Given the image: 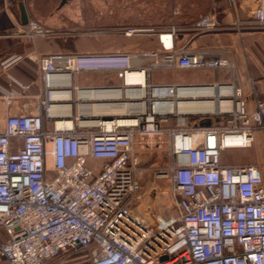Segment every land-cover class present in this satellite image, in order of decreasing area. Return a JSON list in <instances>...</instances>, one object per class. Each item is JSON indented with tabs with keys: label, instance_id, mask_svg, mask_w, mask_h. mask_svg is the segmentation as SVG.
<instances>
[{
	"label": "built area",
	"instance_id": "built-area-1",
	"mask_svg": "<svg viewBox=\"0 0 264 264\" xmlns=\"http://www.w3.org/2000/svg\"><path fill=\"white\" fill-rule=\"evenodd\" d=\"M262 8V21L250 25L236 21L232 29L264 27V2ZM17 28L21 36L52 35L37 20ZM185 28L196 33L225 29L210 15ZM179 30L171 26L158 31L160 48L151 51L38 58L46 117L52 116L55 81L73 73L115 70L129 97L138 103L146 87L127 84L130 74L228 66V51L175 47L173 37ZM153 32L125 28L116 33ZM218 87L225 89L219 100L230 104L229 109L213 113L223 118L222 123L189 129L188 114L176 112L179 126L166 131L170 165L163 177L170 181L177 215L158 218L154 224L132 211L141 191L137 147L149 146L153 138L161 140L164 133L158 120L166 122L170 115L164 103L189 100L178 97L180 90L208 87H151L152 99L149 106L142 101L143 111L125 119L98 120L94 128L85 130L61 124L44 132L40 114L8 117L0 133L3 264H49L62 253L78 249L87 251L91 264H264V165L220 161L224 150L250 148L257 131L264 142V93L255 97L254 111L249 113L240 88ZM88 159L103 162L97 173L87 165Z\"/></svg>",
	"mask_w": 264,
	"mask_h": 264
},
{
	"label": "crops",
	"instance_id": "crops-1",
	"mask_svg": "<svg viewBox=\"0 0 264 264\" xmlns=\"http://www.w3.org/2000/svg\"><path fill=\"white\" fill-rule=\"evenodd\" d=\"M80 1L0 0V133L4 131L6 119L11 116L40 114L44 132H50L61 124L77 130L84 127L85 130L94 128L98 120L132 117V113L138 112L140 103L144 102L149 106L152 99L151 87L157 86L217 88V95L208 97L216 101L222 98L218 86L231 84L241 89L247 101L248 112L254 111L255 97L264 93V27H247L238 32L231 26L236 21L248 25L262 21L264 0H179L173 2L167 16L162 18L169 22V28L170 25L188 27L201 17L210 15L224 25L225 29L196 33L180 27L173 37L175 47L228 51L225 55L228 66L204 70H153L144 73L141 75V84L146 89L138 103L129 97L123 79L117 76L115 70L73 73L67 79L55 81L50 102L54 113L51 118H47L41 106L44 84L36 62L38 58L47 55L156 50L160 48L157 32L169 29L167 26L159 28L155 25V28L151 27L156 29L153 33L131 36L112 32L69 31L77 22L75 8ZM30 20H37L52 35H19L17 27L26 25ZM153 23L160 24L158 18ZM166 71L174 74V80L165 81L158 76ZM208 98L197 97L193 100ZM258 132L255 135L260 134L262 138V134ZM45 148L49 152L51 143H46ZM51 163V157L48 156V166ZM102 164V161L87 160V165L95 173ZM4 239L5 234L0 227V243ZM0 264H3L1 258ZM49 264H91V261L87 251L78 249L62 253Z\"/></svg>",
	"mask_w": 264,
	"mask_h": 264
},
{
	"label": "rangeland",
	"instance_id": "rangeland-1",
	"mask_svg": "<svg viewBox=\"0 0 264 264\" xmlns=\"http://www.w3.org/2000/svg\"><path fill=\"white\" fill-rule=\"evenodd\" d=\"M175 1L179 0H81L75 8L77 22L69 31L116 33L125 28H151L155 25L159 28L168 27L169 22H165L162 18L167 16L170 6ZM156 18L160 24L153 23ZM173 26L186 27L185 25ZM153 30L156 31V29ZM158 76L165 81L175 78L170 71L163 72ZM207 100L211 101L209 98L199 101ZM223 121L221 116H216L213 113L188 114L185 125L189 129H195L200 123L203 126H209ZM158 126L164 133L161 140L153 138L152 141L150 140L149 146L141 148L139 144L137 147L139 158L137 176L141 191L139 198L132 204V211L148 224H154L157 217L167 220L177 215L170 181L163 177V173L168 170L170 165L169 137L166 131L179 126L176 112L168 115L166 122L158 120ZM146 140L149 141L145 138L144 141ZM220 161L223 164L264 165L263 139L260 134H254V143L250 148L224 150L221 152Z\"/></svg>",
	"mask_w": 264,
	"mask_h": 264
},
{
	"label": "bare ground",
	"instance_id": "bare-ground-1",
	"mask_svg": "<svg viewBox=\"0 0 264 264\" xmlns=\"http://www.w3.org/2000/svg\"><path fill=\"white\" fill-rule=\"evenodd\" d=\"M127 80L129 82H142V77L136 74H130L127 76ZM217 90V88H216ZM212 88H198V89H183L178 92V97L184 98L189 97V99H196L197 97H209L212 95H217V91ZM216 91V92H215ZM225 93V89L220 88V95ZM228 93V92H227ZM156 96L160 95L158 92L154 93ZM143 95V93H141ZM215 97V96H214ZM157 107V105H156ZM155 107V109H157ZM164 111L168 114L173 112H177L179 114H199V113H217L221 110H227L230 108L229 103L221 102L220 100L216 101H175L171 100L169 102L164 103L163 105ZM50 114L53 115L54 110L53 107L49 108ZM144 104L141 103L137 111H143Z\"/></svg>",
	"mask_w": 264,
	"mask_h": 264
},
{
	"label": "water",
	"instance_id": "water-1",
	"mask_svg": "<svg viewBox=\"0 0 264 264\" xmlns=\"http://www.w3.org/2000/svg\"><path fill=\"white\" fill-rule=\"evenodd\" d=\"M166 258L164 257V258H162V260H165Z\"/></svg>",
	"mask_w": 264,
	"mask_h": 264
},
{
	"label": "trees",
	"instance_id": "trees-1",
	"mask_svg": "<svg viewBox=\"0 0 264 264\" xmlns=\"http://www.w3.org/2000/svg\"><path fill=\"white\" fill-rule=\"evenodd\" d=\"M201 125H203V124L200 123L199 126H201Z\"/></svg>",
	"mask_w": 264,
	"mask_h": 264
}]
</instances>
